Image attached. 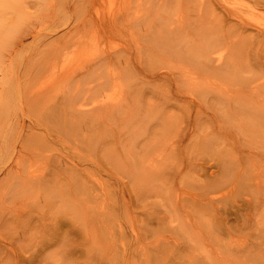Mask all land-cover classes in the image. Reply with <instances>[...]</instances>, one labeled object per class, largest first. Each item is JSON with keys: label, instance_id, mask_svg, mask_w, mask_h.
Wrapping results in <instances>:
<instances>
[{"label": "rangeland", "instance_id": "rangeland-1", "mask_svg": "<svg viewBox=\"0 0 264 264\" xmlns=\"http://www.w3.org/2000/svg\"><path fill=\"white\" fill-rule=\"evenodd\" d=\"M161 1L165 0H41L38 5L28 7L23 15L19 14L12 21L9 29L4 32L0 42V53L6 55L11 53L10 56H13L12 65L9 66L12 75L18 71L24 72L28 61L32 65L31 69L39 68L44 63L47 65L48 63L45 62L48 61L47 56H52V48L53 51L55 50L53 43L59 41L65 43L66 52L62 54L63 57L59 55L57 59L62 58L67 63H61L60 59L58 62L64 64L63 68H60L62 65L58 62H54L56 64L52 67L57 66V69L54 67L49 71L41 66L42 68L39 69L44 70L45 76L40 75L43 74V70L42 72L39 70L37 73H41L34 75L35 79L31 77L32 74L31 78L26 80L28 82L23 81L25 84L31 83L34 87L42 86L44 83L49 85L51 81L56 82V79L62 76L60 73L64 67H69L68 71L64 69L67 71L64 73H69L68 75L71 76L78 72L81 74L78 79L85 78L86 82V79L90 77L82 75L84 74V71L81 73L83 64H87L97 55H102L104 51L122 52L111 62L110 67L112 69L123 67L127 63L128 69L132 71L124 72L121 77L124 81L121 82L123 93L120 95H129L128 99H125L128 105L124 107V113L115 112L107 119L108 123L105 121L107 126L112 128L109 133L112 137L111 141L113 139V142L108 143L107 146L115 148V152L122 155L126 164L128 159L124 148L127 146L132 148L134 155L143 158V148L146 145L151 146V155L147 160L151 163L154 173L158 175L153 173L149 181L137 185L132 180L133 176H130L133 174L132 169L130 174L121 173L120 170L125 167L120 169L116 164L110 163L106 157H100L101 151L96 155L97 158L93 156L95 160L97 159L96 161L93 158L94 161L82 162L83 159L91 157L92 149L84 143H79L78 138L71 133V135L67 133L69 135L63 136L64 141L60 143L54 141L46 147L41 146L37 139H31L32 141L26 144L28 159L24 163L25 174H27L26 168L34 169L35 172L43 171L41 168L44 163L47 164L45 154L61 153L62 156L68 155L69 159L73 157L72 160L80 162L82 180L86 176L88 181L85 179L83 181L85 184L88 183L87 186L90 189L84 188L85 192L80 191L79 194L74 191L69 196L60 192L57 193L60 196L56 200L48 201L49 196L43 193L44 190L40 189V192L37 191L38 189L26 190L28 188L24 186L25 189L22 184L17 185L14 174L11 173L10 177L9 173H5L8 165L4 166L0 163V201L2 200L0 203V264H84L86 253L82 249L95 242L97 244L92 245L96 247L95 252L97 248L110 249L113 252L117 251L119 255H122L123 244L127 246L128 252H133L135 248L139 250L140 244L144 245L145 251L150 253L154 250L153 246H158L155 252L158 253L159 264H264V142L262 144L259 140L257 142L256 138L249 134L250 132L242 130L247 127L242 122L244 116L237 113L233 102L228 103L229 106L225 103V98L212 97L210 94H214L213 92L207 91L210 92L208 93L210 99L203 101L205 104L203 112L197 115L194 111L188 112L187 108V110L182 108V101H178L180 107L173 106L170 103L174 102L172 99L169 100L170 102L166 101L168 95L174 92L175 80L172 77L166 79L160 76L150 77L146 71L152 67L156 70L155 72H174L178 69L173 68L176 62L170 59L157 60L159 53L154 40L149 38L150 32L159 26L160 19L167 17L172 9V12L180 9L177 13L184 14L183 16L187 14L184 17L186 19H191L192 16L194 18L193 9L198 7L200 0H178L179 4L175 7L179 8L178 10L173 8L175 0H166L169 1L166 2L167 5L165 2V5L161 4ZM229 1L238 5L244 4L245 6H242L247 8L244 13L251 4L249 0ZM258 14L264 17V12ZM111 16L116 17L115 25H117L112 33H109L103 26ZM260 17L259 21H264ZM138 19L141 20L138 21ZM29 25L38 32L34 30L28 33L32 29V27L29 29ZM227 27L226 25L225 28ZM13 38L15 41L22 39V45L15 46ZM44 44L47 45L44 46L46 50L42 48ZM245 45L241 54L243 71H239V75L247 80L245 83H253L259 76L264 75V61L258 60L261 54L256 52L254 41L250 39ZM139 58L143 59L146 70L140 66ZM22 61L27 62L26 67H23L25 65L21 63ZM160 61H163V64L165 62L166 65H173L172 69L168 70L166 65L159 63ZM159 64L161 66L157 67ZM71 65L73 73H71ZM107 71L108 68H102L97 79L102 78L100 76L105 75ZM46 72H48L47 75ZM67 74H65L66 77H68ZM214 75L216 74L210 73L204 78L200 76L203 80L199 82V77L196 79L200 84L196 81L192 84L198 90L204 86L214 91L224 92L229 88H236L238 80L232 74H221L219 77ZM73 77L77 78V76ZM206 78L210 81H204ZM78 79H76L77 83L71 84L74 86L71 87L73 90L78 85L80 87L81 83V87L86 86L85 82L79 83ZM211 81L214 83L212 84ZM201 82L212 85L210 84L211 87H209V84L202 85ZM112 86L108 83L101 87L106 91L94 90L89 93L86 104L92 105L104 93L109 94ZM136 86L141 89L138 103H135L130 95V91ZM168 88H171L172 93ZM249 95L250 93L246 96ZM44 100H41L42 105L39 109L37 107L41 102L36 103L38 112L42 111L44 106H46L44 110L52 106L46 100L45 103L47 105L50 103V106L44 105ZM14 102L15 104L10 105V116L13 121L24 120L26 124H33L34 131L48 130V133H43H47L48 138L53 137L55 131L47 127L48 117L42 119V116L46 117V114L48 116L53 109L48 108L47 112L44 111L45 116L43 112L40 113L43 114L42 116L33 113L32 119H29L21 114L25 110L21 108L24 103L21 104L16 99ZM224 105L226 107L228 105L229 110ZM36 108H32V112H37ZM162 111H165L164 115ZM166 117L167 125L164 124ZM38 120L40 124L36 122ZM50 125L54 126L51 123ZM146 139L148 140L145 141ZM131 140L133 143H130ZM38 149L41 151L37 152ZM81 163L84 165L82 166ZM17 203L18 208L15 206ZM23 213L25 218L21 219ZM72 214H79L87 227L94 226L96 228L94 236L93 234L81 236L80 233V235H68L67 248L71 249L70 253H66L71 255V257L66 256L68 259L61 254L59 257H57L58 254L52 255L51 252L60 249L58 245L49 247L39 257L33 256L37 254L36 248L41 245L40 240H43L41 237L44 238L42 234L49 226L56 222L67 229ZM85 219L88 222H85ZM89 219L93 221L89 222ZM21 221L23 225H20ZM24 226L31 230L24 229ZM136 234L140 236L138 239H141V242L137 241ZM74 238L83 239L84 243L79 248L77 246L73 248ZM178 249H184L187 255L176 258ZM152 253L148 264H154L157 261ZM27 256L31 258V262L22 260ZM107 262L112 264V261L107 260ZM89 263L101 264V261L97 262L93 259ZM130 264L135 263L131 261Z\"/></svg>", "mask_w": 264, "mask_h": 264}, {"label": "bare ground", "instance_id": "bare-ground-1", "mask_svg": "<svg viewBox=\"0 0 264 264\" xmlns=\"http://www.w3.org/2000/svg\"><path fill=\"white\" fill-rule=\"evenodd\" d=\"M40 1L41 0H0V42L2 41L4 32L7 31L11 26L12 21L15 20L19 16V14L23 15L25 11L28 9V7H31L33 5L34 6L38 5ZM177 1L178 0H175V2L173 1V3H175L174 4L175 6L173 8L177 7L176 5L179 4L178 3L179 1L178 2ZM249 1L251 2V4L249 3L250 6L248 7V10H246L245 13L244 11L247 8L246 7L244 8L245 6L244 4L238 5L229 0H200V2L198 3V7L193 9L194 18H192L193 17L192 16L191 19L184 18L185 16H187L186 13L185 16H183L184 14L177 13L180 10L179 8H175L177 10L179 9L176 12H174L175 10L172 12L173 9L170 10V13H168L169 15L168 16L166 15L167 17L164 16V18H161L159 26L154 31L150 32L149 38L154 40V44L157 47V51L159 53L157 55V60H160L161 58H167L176 62V64L174 65L175 67H173V65L171 64L166 65L165 62L163 64L162 63L163 61H160L159 63L166 65V68H168V70H171L172 67L177 68L178 70L173 69L175 70L174 72H169V71L155 72L156 70H154V67L150 69L144 67V62L142 58H139L140 60L139 63L141 67H144L145 70L147 69L148 72L146 71V73L149 74L150 77L160 76V77H165V79L167 77H172L175 80V88L173 94L170 96L168 95L167 99L165 98L166 101L172 99L174 102H170V101L169 102L175 107L176 106L180 107V103H178V101H182L181 102V105L183 106L182 108L185 109L187 108L189 110L188 112L194 111L195 115L200 114L201 112H203L202 110L205 105L203 101L204 100L207 101V99L209 98L208 93L210 92L214 93V94H210L214 98H222V99L225 98L226 99L225 103L227 104L233 102L234 108H237L235 109L237 110V113L239 112L244 116L242 122L244 123V125L246 124L247 126L241 129L246 131L247 133L250 132L249 134L252 137L256 138L257 142L259 140V142H261L262 144V142H264V102H262V100H264V77L261 76L264 75L259 76L256 79V82L253 83L252 82L245 83L247 80H245L242 76L239 75V71H243V67H241V65H243L241 64L242 62L241 54L244 51V46H246L245 44L248 43L250 39L251 41L255 42L256 52L261 54L258 60L260 62L264 61V21H259L260 16L258 14L260 12H264V0H249ZM164 2L166 3L169 1L166 0L161 1V4L163 3V5H165ZM167 4L168 3H166V5ZM148 8H150V6H148ZM262 19H264V17H262ZM140 20L141 19H138V21ZM115 22H116V17L111 16L104 24L103 26L105 27L104 29L107 32L112 33L114 27L117 25V24L115 25ZM226 25L228 26L227 28H225ZM31 27L32 25H29V29ZM34 30H35L34 27H32V29L28 33H30L31 31L33 32ZM35 32L38 31L35 30ZM58 41L59 40H57V42ZM48 43L46 44L48 45ZM41 44L42 42L39 43L38 50L40 49ZM46 44L42 46L43 50H46V48H44V46H47ZM53 44H55V46H53L56 50V51L54 50L55 54L53 53L54 51L52 50L53 49L52 48L51 49L52 56H49L47 54L48 55L47 58L48 57L49 58L48 61H45L48 64L46 65V63H44L46 67L40 64L42 67H44V70L46 71L53 69L55 67V66L52 67L53 64H56L54 62H58V60L60 59L62 60V58L57 59V57H59V55L62 56V54L66 52V50H64L66 49L65 43L59 41L58 43H53ZM19 45H22V39L15 41V46H19ZM49 45L52 46L51 44ZM120 54H122V52L113 51V50L106 52L104 51L102 55H97L95 56V58L90 59V61L87 64H83L81 73L84 71L83 72L84 74L82 75H84V77H86L87 75L90 77V79L88 80L86 79V82H85V78L84 80L78 79V77H80L81 74L78 72L77 73L75 72L74 74L72 71L73 67L71 65L70 69L72 67L71 73H73L71 74V76L68 75L69 73L68 74L64 73V71H66L64 69L66 68L68 71L69 67H64V69L60 73L62 74V76L59 77V79H56L57 80L56 82L51 81L49 85H46L44 83L42 86L38 84L40 86L34 87L30 82H29L30 84L28 83L25 84V83L28 82L26 80L30 77V75L33 74L31 76L33 77L34 75L37 76L39 73L42 72L41 70L43 69L41 70L39 69L41 66L38 65L39 68L35 67L34 69H31L32 65L29 63V61L28 63L22 61L21 62L22 64L25 65L27 63V67L28 64H30L29 65L30 67L27 68L25 65L23 67H26L27 70L25 68L24 72L22 70L21 71L22 73L18 71L16 72L15 75H12L11 72L9 71V66L12 65L13 56H10L11 53L10 55L0 53V163L4 164V166H6V164L8 165L6 166L8 169L5 173H9L8 176L14 174L13 176L17 180V185L21 186L22 184L23 185L22 187L25 186L26 188H28L26 189L24 187L26 190H30V189H35V191L37 189H38L37 191H39L40 189L44 190L43 193L45 192L49 196L47 197L48 201L49 200L53 201L54 199L56 200L57 197L60 196V194L57 195V193L60 192H63V194L69 196L70 193H73L74 191H76V193L79 194L80 191H84V188L90 189V187L87 186L88 183L85 184L84 182L85 180L88 181L86 179V176L83 177V180L84 179L85 180L84 181L82 180L81 167L79 165L80 162H78V160L77 162L72 160L73 157L72 158L70 157L71 159H69L68 155L63 154L62 156L61 153L60 154L58 153L56 155L53 153L45 154L47 155L46 156L47 164L44 163L43 166L44 168L45 164L47 165L46 168H44L45 170L41 168L43 171L39 172L40 170L39 171L37 170L38 172H35L34 169L26 168L27 174L24 173L25 170L24 163L28 159L26 155V151H27L26 144L28 143V141H30L31 139L32 140L37 139L39 141V144H41V146L46 147V146H50L54 141H58L59 143L61 141H64L63 136L65 134L69 135L70 133L72 134V136L74 135L76 136V138H78L79 143L81 144L84 143L87 145V147L92 149L91 157L90 158L88 157V159L87 158L83 159L82 162H85L87 160L94 161L95 158L93 156H96L98 152L101 151V153L99 154L100 157L101 156L106 157L107 159L110 160V163L116 164V166H118L120 169L125 167L123 169L124 171L122 169L120 170L121 173L125 172L126 174H130L132 172L131 171L132 169L133 174L130 176H133L132 180H134V182L137 185H139L140 183L145 184L146 183L145 181H149L150 175H153L154 173L153 168L150 165L151 163L147 160L151 155V151H152L151 146L146 145L143 148L144 151L142 153L144 154L143 158L142 157L138 158L137 155H134L132 148L128 146L124 148L125 149L124 153L128 159L129 165L128 163L126 164L124 162L125 160L121 157L122 155H118V153L115 152L116 151L115 148L107 146L108 143L113 142V139L111 141L112 137L109 133V130H111L112 128L107 126L106 124L107 119L110 118L111 115H113L115 112L124 113L123 109L125 106L128 105L127 104L128 102L125 99H128L129 95H125V96L120 95L123 93L121 82L124 81L121 77L123 76L124 72H132V71L128 69L126 65L127 63H125L123 67H116V68L114 67L113 69L110 67L111 62L115 58L119 57ZM63 62L64 64L67 63V61L62 60L61 63ZM64 64H61L62 67L60 66L58 67L63 68ZM68 64H69V60H68ZM49 66H51V68H49ZM159 66L161 65L159 64L157 67ZM102 68H108V71L105 73V75L100 76L102 78L97 79V75L99 74ZM39 70L41 72L37 73ZM44 70L42 72L43 74L40 75L45 76ZM78 70L79 69H77V71ZM47 73L48 72H46V75ZM210 73L212 74L214 73L216 74L214 76H218V77L221 74H227V75L232 74V76L236 80H238L239 83L236 81L237 82L236 88H232V89L229 88L225 92L222 90L214 91L213 89L207 88L205 86H204L205 88L204 87L199 88L198 90L197 87L194 84H192V82L195 83L194 81H196L198 77H199L198 80L200 82V80H203V78ZM65 74H67L68 77H66ZM40 75L39 77H41ZM73 76H77V78ZM91 76L95 78H92ZM103 76H105V78H103ZM200 76L203 78L200 79ZM73 78H75L74 79L75 81L73 80ZM76 79L79 80V83L80 81L86 83L85 88L83 87L84 85H82L83 92L81 91L82 83L80 84L81 89L80 87H78L79 86L78 84H77L78 86L74 90L73 88H71L74 87L71 84L77 83ZM71 80L73 82H71ZM206 80L210 81L209 78L208 79L206 78L204 81ZM23 81H25V83ZM203 82H201L202 85L206 84ZM208 82L207 84H209ZM108 83H111L113 85L111 87V92L109 94L108 93L107 94L104 93V95L102 94L103 96L100 99H98L92 105L88 106L86 104V98L88 94L94 90L106 91V89H101V87ZM196 83L198 82L196 81ZM242 83L244 84L241 85ZM171 84L170 86L172 87ZM210 84L208 85L209 87H211ZM27 85H30L31 87ZM229 90H231V92H227ZM130 92H131L130 95L132 100L135 103H138L139 98L141 97L140 96L141 89H139V87L136 86ZM170 92L172 93V91ZM248 93H250V95L246 96ZM251 93H254L255 95H252ZM188 96L190 98H187ZM15 99L19 101L21 104L24 103L23 106L21 105V108H25V110L22 111L21 109L22 111L21 114L23 116L28 117L29 119H32L33 113H38V115L40 116L41 115L40 113L43 112L45 116V113L47 112V110H49L48 108L53 109V111L50 109L51 111L50 114L48 113L49 114L48 116L47 114L46 117H43L42 116L43 114L41 115L42 119L48 117L46 119V121H48L47 122L48 124L46 122L44 123L48 125L47 127L49 128L51 127V129L55 131L53 137L51 138L47 137L46 134L48 133V130L43 131V132H47L46 134L43 133L42 131L40 132L34 131L32 127L33 124L32 125L26 124L24 120H22V122L20 120H17L16 122L13 121L12 117L10 116L11 114L10 105L11 103L12 105L15 104V102L13 103ZM44 99L46 100V102L49 101L52 106L48 107L45 110L44 107L46 106H44L42 111L40 110L38 112V109L41 107L40 105H42L41 100ZM45 100L43 101L44 105L46 104ZM38 101H40L41 103L39 102L40 104L37 107L38 104L36 103ZM50 103H48L49 105L47 104L46 105L50 106ZM228 105L227 107L226 105L224 106L229 110L230 107H228ZM32 108L33 109L36 108L37 112L36 111L32 112L33 111ZM225 108H223L224 109L223 111H225ZM233 110L234 109H232V111ZM227 112L229 113V111ZM164 114L165 111H162V115ZM206 116L208 115L206 114ZM50 117L51 119L53 118L52 119L53 123ZM42 119H40V122H42L41 121ZM240 120H241V115H240ZM36 122L39 123V120ZM49 122L54 126L50 125ZM242 122H240V124H242ZM167 123H168V118L166 117L164 118V124L167 125ZM238 124H239V118H238ZM147 140L148 139H146L145 141ZM130 143H133V141L131 140ZM38 151L41 150L38 149L37 152ZM79 158H80V154H79ZM81 164L82 166L84 165L83 163ZM28 166L30 165L28 164ZM154 175H158V173L155 172ZM1 201L0 203H2ZM15 206L18 208L19 206L18 203ZM23 214L22 217H20L21 219L25 218V214L24 217ZM69 221L70 224L68 225L69 227L67 229L65 228V226L61 227L62 225H58V223L56 222L52 223L51 226H49V228L47 229V231L42 234L44 238L41 237V239H43L40 240L41 245H39L36 248L37 254L33 256L39 257L49 247L53 245H58L60 249L51 252L52 255L58 254L57 257H59V254H61L63 257L66 256L71 257L70 254H66V253H70L71 251L70 248H67L68 235L70 234L78 235L80 233L82 234L81 236L84 235L88 236L89 234H93L94 236L96 228L94 226H91L90 228L87 227V225H85L82 222L81 216L79 214H72L70 216ZM91 221H93V219H89V222ZM11 222L13 221L11 220ZM85 222L88 221L86 220ZM20 225H23V223ZM41 227H43V225ZM25 228L26 226H24V229ZM27 229L31 230V228L29 227H27L26 230ZM139 237L140 236L136 234L137 241L141 242L142 240L138 239ZM73 241L75 242L73 248H75L76 246L79 248V246H81L84 243L83 239L78 240L77 238H74ZM95 244H97V242H95ZM95 244H91V246H87L85 249L81 248L83 251H85L84 253H86V256L84 255L86 257L85 258L86 263L84 264H88L93 259L94 261L97 262L101 261V264H109L107 260H109L110 262L112 261V264H130L131 261L135 264H143V263L148 264V262H150L149 261L150 254L152 252H153L152 256L154 257V259L157 260L154 264H159L158 253L155 252V249L158 246H153L154 250H151L152 251L151 253L149 251L146 252L145 251L146 248H144V245L142 244L138 245L139 250L135 248L133 252L132 251L128 252L127 246L123 244L124 247H123L122 255H119L117 254V251L113 252L110 249L102 250L101 248H97V251L95 252L96 247L92 246ZM177 252H178L177 256H175L176 258H183L187 255V252H185L184 249H180V250L178 249ZM93 254L95 255V258ZM22 260L26 262L27 261L31 262V258L29 256L23 258Z\"/></svg>", "mask_w": 264, "mask_h": 264}]
</instances>
